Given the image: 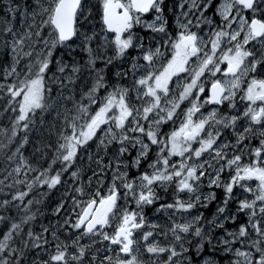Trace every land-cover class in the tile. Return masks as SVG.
<instances>
[{
    "label": "snow or ice",
    "instance_id": "snow-or-ice-1",
    "mask_svg": "<svg viewBox=\"0 0 264 264\" xmlns=\"http://www.w3.org/2000/svg\"><path fill=\"white\" fill-rule=\"evenodd\" d=\"M0 264H264V0H0Z\"/></svg>",
    "mask_w": 264,
    "mask_h": 264
}]
</instances>
